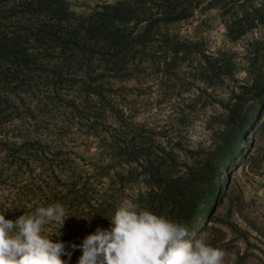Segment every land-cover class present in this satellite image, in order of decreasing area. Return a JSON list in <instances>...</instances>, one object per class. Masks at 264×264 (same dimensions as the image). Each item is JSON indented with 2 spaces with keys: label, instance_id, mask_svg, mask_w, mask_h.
<instances>
[{
  "label": "rangeland",
  "instance_id": "obj_1",
  "mask_svg": "<svg viewBox=\"0 0 264 264\" xmlns=\"http://www.w3.org/2000/svg\"><path fill=\"white\" fill-rule=\"evenodd\" d=\"M115 1L0 0V213L8 210L5 218L15 219L60 202L74 216L50 231L54 240L61 231L59 239L67 243L80 244L97 227L110 228L115 211L145 190L140 179L108 185L107 176L125 167L120 161L106 172L99 168L116 144L130 138L133 124H143L161 144L179 135L189 147L208 145L226 119L219 100L230 105L229 91L250 80L247 57L257 53L251 69H264V50L249 44L257 30L231 42L219 11L197 8L168 29L199 41L207 55L229 52L233 81L205 87L196 77L195 54L166 75L143 69L144 63L130 76L103 70L97 47L75 25L95 5ZM208 117H214L212 128L205 127ZM233 120L232 153L214 198L188 226V238L224 250V264H264V101L235 105ZM99 205L103 212H93ZM81 255L74 251L72 264Z\"/></svg>",
  "mask_w": 264,
  "mask_h": 264
},
{
  "label": "trees",
  "instance_id": "obj_2",
  "mask_svg": "<svg viewBox=\"0 0 264 264\" xmlns=\"http://www.w3.org/2000/svg\"><path fill=\"white\" fill-rule=\"evenodd\" d=\"M197 8L218 10L224 35L231 42L257 30L259 36L251 37L249 44L264 50V0L256 3L252 0H116L95 5L75 26L97 47L103 70H124L130 76L144 63L143 69L166 75L187 56L195 54L199 59L196 77L205 87L212 88L224 78L234 80L231 54L217 50L215 56L207 55L199 47V41L179 37L168 29L170 24L189 18ZM256 54L247 57L249 63L244 70L249 82L229 91L230 105L219 100L226 119L219 129L211 132L208 145L195 143L189 147L179 135L168 136L161 144L146 134L143 124L135 123L130 138L116 144L112 155L100 160L99 168L105 172L115 160L125 166L107 176L108 185L122 187L140 179L145 190L130 198L131 202L188 227L204 209L203 203L214 198L223 163L232 153L228 146L234 141L229 140L228 126L234 121L235 105L246 100L258 105L264 101V69L256 73L251 69ZM213 122L214 117H208L205 127L212 128ZM242 124L237 126V139H241ZM112 194L105 196L103 202L108 203ZM103 207L99 205L92 211L102 213ZM74 261L72 258L70 264Z\"/></svg>",
  "mask_w": 264,
  "mask_h": 264
},
{
  "label": "clouds",
  "instance_id": "obj_3",
  "mask_svg": "<svg viewBox=\"0 0 264 264\" xmlns=\"http://www.w3.org/2000/svg\"><path fill=\"white\" fill-rule=\"evenodd\" d=\"M6 211L0 213V264H70L77 249V264H224L226 255L202 238L189 239L186 224L130 202L108 219L110 228L97 227L80 244L60 240L61 231L52 239L50 226L61 230L74 216L60 202L15 219H6Z\"/></svg>",
  "mask_w": 264,
  "mask_h": 264
}]
</instances>
